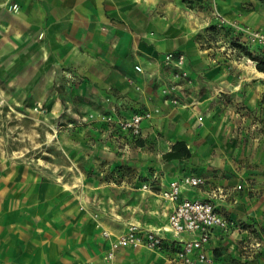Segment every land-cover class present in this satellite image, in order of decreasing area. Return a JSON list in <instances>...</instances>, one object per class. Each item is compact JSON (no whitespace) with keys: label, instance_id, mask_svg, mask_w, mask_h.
<instances>
[{"label":"rangeland","instance_id":"374dc122","mask_svg":"<svg viewBox=\"0 0 264 264\" xmlns=\"http://www.w3.org/2000/svg\"><path fill=\"white\" fill-rule=\"evenodd\" d=\"M179 1L186 22L198 25L183 42L194 43L189 49L195 55L189 67L185 60L181 77L162 61L152 73L131 62L137 76L125 69H80L73 54L48 45L41 22L21 19L19 6L8 0L0 4L2 212L10 209L9 179L30 175L36 183L45 180L51 194L88 211L104 240L113 229H123L117 220L129 213L144 230H155L159 226L152 223L159 224L162 212L143 185L155 175L181 170L213 179L238 197L233 211L247 239L235 242L229 252L217 249L219 263L255 261L248 257L264 241V71L256 67L264 62V37L254 34L264 36V25L226 19L215 0ZM260 1L256 18L264 20ZM141 112L155 117L144 139L113 121ZM175 138L185 140L191 156L166 162L160 156ZM8 231L3 229L0 240V264H23L9 250ZM121 248L154 252L132 256L127 264L181 263L175 244L166 239L159 248L122 246L112 259L106 256L108 244L102 264H116ZM205 264H214L213 259Z\"/></svg>","mask_w":264,"mask_h":264},{"label":"crops","instance_id":"0c3cea01","mask_svg":"<svg viewBox=\"0 0 264 264\" xmlns=\"http://www.w3.org/2000/svg\"><path fill=\"white\" fill-rule=\"evenodd\" d=\"M4 1L6 0H0V4ZM8 1L19 6L18 16L21 19L41 22L48 45L58 53L73 54V61L78 63L80 69L103 68L111 71L125 69L129 74H135L131 65V62H134V65L145 69L146 73L151 72L152 68L157 72L164 54L168 52L183 54L188 67L189 57L195 55L194 49H189L193 48L194 43L183 42L188 36H192L198 25H193L192 20L186 22L179 0ZM215 1L218 12L228 20L249 27L264 25L262 18L260 20L256 18L260 0ZM245 1L247 5H244ZM182 24L184 25L181 28ZM182 32H186L184 39L180 36ZM184 46L188 49L187 55L183 50ZM92 76L94 78L96 74ZM104 76L108 78L107 71ZM123 78L125 77L120 75L118 81L124 82ZM130 115L113 118V121ZM154 118L153 115L150 120L143 123L142 135L137 139H144L147 136ZM151 130L154 131L153 128ZM178 140L185 142L182 138H175L165 152ZM162 155L160 157L163 159ZM186 175L196 176L181 170L168 171L163 175H155L144 183L151 186L146 191L152 198L156 197L155 200L159 201L157 209H161L162 212V217L160 215L158 219L159 224H152L159 226L155 227V230H159L171 242V235L165 228L175 203L164 200L161 191L167 187L169 181ZM12 177L14 178H10L8 183L10 209L6 212L0 210V240L4 238L3 229L8 228L9 250L16 255L15 259L25 262L23 264H82L86 261L102 264L104 249L108 247L109 239L104 240L98 235L96 223L88 211H82L76 205H71L51 194L46 181L42 178L36 183L32 181L33 176L30 175H22L23 178L18 175ZM203 179L205 182L203 186L182 190L181 198L208 199L223 216L236 224V227L227 233L215 231L211 236L207 255L213 259L214 264H220L217 249L231 251L238 240L247 239V231L240 226L239 214L233 211L239 201L233 189L230 191L229 188L218 185L213 179ZM239 188L240 185L234 190L238 191ZM1 207L6 206L0 202ZM138 220L131 213L124 219L120 218L117 222L124 227L122 230L113 229L115 232L112 236L125 231L128 224L142 226L143 223ZM254 242L251 243L253 248ZM256 245L251 252L253 255L248 257L255 261L249 264H264V254L259 255L264 252V241L257 242ZM145 254L152 257L154 252H147L142 248L134 250L121 248L116 255V264H127L132 256L137 258Z\"/></svg>","mask_w":264,"mask_h":264},{"label":"built area","instance_id":"2783aa9c","mask_svg":"<svg viewBox=\"0 0 264 264\" xmlns=\"http://www.w3.org/2000/svg\"><path fill=\"white\" fill-rule=\"evenodd\" d=\"M255 37H264L262 34H254ZM162 62L174 68L175 75H186L184 71L185 56L178 52L164 54ZM175 102V101H174ZM152 112L131 114L115 120L119 129L138 138L142 135L143 123L150 120ZM111 119V118H110ZM204 179L186 175L180 179L168 182L166 188L161 191L164 200L175 203L168 216V225L165 231L171 235L172 243L177 249V257L182 264H205L211 261L207 255V249L211 236L215 231L229 232L236 224L223 216L215 204L208 199L181 198L182 190L196 188L204 185ZM150 185L144 184V189H150ZM215 196V195H214ZM187 237H184V236ZM109 238V251L107 259H112L118 248L122 246H147L159 248L167 238L159 230H144L137 224H128L125 231L107 236Z\"/></svg>","mask_w":264,"mask_h":264},{"label":"trees","instance_id":"16d2710c","mask_svg":"<svg viewBox=\"0 0 264 264\" xmlns=\"http://www.w3.org/2000/svg\"><path fill=\"white\" fill-rule=\"evenodd\" d=\"M183 1H187V0H183ZM256 67L259 71H264V62H259L256 65ZM190 156H191L190 149L187 147L186 143L182 140H178L175 143H173L169 151L165 152L162 155L165 161L185 160Z\"/></svg>","mask_w":264,"mask_h":264}]
</instances>
